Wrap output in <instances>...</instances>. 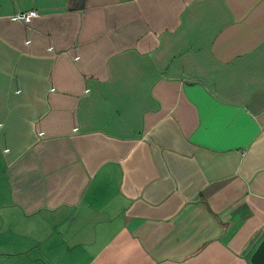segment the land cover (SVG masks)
<instances>
[{
  "label": "crops",
  "instance_id": "0c3cea01",
  "mask_svg": "<svg viewBox=\"0 0 264 264\" xmlns=\"http://www.w3.org/2000/svg\"><path fill=\"white\" fill-rule=\"evenodd\" d=\"M69 3L0 0V264H249L264 0Z\"/></svg>",
  "mask_w": 264,
  "mask_h": 264
},
{
  "label": "water",
  "instance_id": "95a60500",
  "mask_svg": "<svg viewBox=\"0 0 264 264\" xmlns=\"http://www.w3.org/2000/svg\"><path fill=\"white\" fill-rule=\"evenodd\" d=\"M84 0H70L69 9H78L83 7ZM249 264H264V237L258 242L249 256Z\"/></svg>",
  "mask_w": 264,
  "mask_h": 264
},
{
  "label": "built area",
  "instance_id": "2783aa9c",
  "mask_svg": "<svg viewBox=\"0 0 264 264\" xmlns=\"http://www.w3.org/2000/svg\"><path fill=\"white\" fill-rule=\"evenodd\" d=\"M37 15V11L34 8H30L27 10H20L13 14L12 18L14 20H19L24 23H30L32 18Z\"/></svg>",
  "mask_w": 264,
  "mask_h": 264
}]
</instances>
